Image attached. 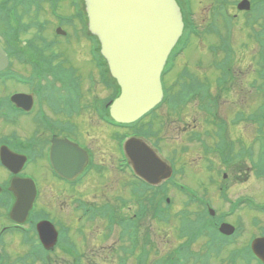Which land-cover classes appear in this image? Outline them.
<instances>
[{
	"label": "rangeland",
	"instance_id": "rangeland-1",
	"mask_svg": "<svg viewBox=\"0 0 264 264\" xmlns=\"http://www.w3.org/2000/svg\"><path fill=\"white\" fill-rule=\"evenodd\" d=\"M72 0H66L62 3L63 7H70ZM235 0H229V2H233ZM205 4L207 7L203 9L201 12V15L204 17H208V20H214L215 16L211 12V0H205ZM39 20H46L50 22V24L46 25V34L45 37L49 40H53V35H55V29L57 28V25L55 23H52L50 21V15L42 14L39 16ZM242 23L240 26H236L235 30H232L231 38H234V45H235V64L233 67V70H236L239 72V75L235 78L236 82L233 81L230 78V81L228 83V88H224L221 91H217L215 94L216 98L218 99L217 106L220 107L219 109H215L213 111L215 117L213 119H216L218 116L224 117L223 119H226L225 116L227 112L233 111L231 114V117L238 112V109L247 107L251 104L252 100L257 101V105L261 101V97L256 94L248 93L247 83V73L249 69L251 68V65L254 64L253 58H256V63L258 64V48L254 46V49L251 47L252 45L247 41L248 36L250 34V30L244 29L245 26V20H241ZM31 22V21H30ZM209 23V22H208ZM208 23L205 24V27L208 26ZM219 31L221 32L223 30L222 26L218 27ZM243 29V30H242ZM205 31H209L207 29H204ZM212 31V30H211ZM35 31L33 30L32 33ZM28 37V36H26ZM218 34L213 33L208 36H206L204 43H202L203 49L197 52L195 55L196 47H190L187 51V57L190 62L189 69H192L194 73L197 76L204 77L205 75H209V73H205V71L202 69L201 71L197 68H200L198 65L199 63H205V66L207 68L210 66V59L212 57L209 56V53H211L212 48L215 46V44L218 45L217 41ZM57 46L58 49H64L66 52L71 53L73 51V48L76 46V40L69 38V40L65 39H57ZM245 43L249 44V49L244 50ZM220 44V43H219ZM200 45V44H199ZM201 47V46H199ZM198 47V48H199ZM78 51L79 58L83 59L85 58V50L82 46H79L76 48ZM199 52L202 53V56L199 55ZM199 55V56H198ZM77 56V57H78ZM254 56V57H253ZM186 64L185 62L182 64V66ZM256 68V66H255ZM18 69L22 70L18 67ZM176 72L173 74V77L166 80V86L168 87V84L171 80L176 79ZM236 83V85H235ZM95 91L97 93L100 92V88L98 85L95 86ZM103 96H106V93L103 94ZM237 99L238 102L235 100ZM243 100H245V104H242ZM236 102L234 104V107L231 105V102ZM181 116H178V113H175V116L173 117H167L165 120V116H163L166 111L163 110L160 112L161 120H160V128L157 127L159 133H161L160 139H164L165 143H162V149L164 154H166L167 158H173L175 156V150L174 149V141L179 140L181 145H179V150L184 149V147L187 148V151H183L182 155L185 158L189 157V162L186 164L189 166L190 164V158L195 161L197 159L198 164H194V170L191 168L190 170H187L184 175L182 176V183L188 184V189L191 191L192 194L196 195L199 198V201L201 203H210L211 206L218 209L220 214H231L233 205L237 203L239 200H242L243 198H247V196H255V200L264 201V196L261 194L264 191V182L262 179L257 177V175L254 173L252 174V169H249L251 165L247 164L244 167L243 172L240 174H234L233 172L229 174L227 170L225 171L227 173V178L224 179L222 177V173L224 171H221V166L216 167V171H213L209 169V166L205 164V162L200 159L199 156H204L202 150V146H200V142H195L189 140L188 134L182 137L178 135V131H181V127L186 128L187 125L192 124L191 119L196 118L195 122L198 121L200 124L202 123V119L206 117V113L201 111L200 109H194V108H188L185 111H180ZM246 112V111H245ZM86 118H89V115H85ZM174 117H180L179 119H174ZM206 119V118H205ZM190 120V121H189ZM150 119L147 120L146 123H149ZM157 123V122H156ZM166 123V124H165ZM194 124V123H193ZM18 128V127H17ZM85 135L81 131L80 135L81 138L93 143L95 146L98 147L100 150L103 145L105 144L107 147H109L108 144L111 146V151L108 154L106 158L113 159L116 155L115 153V146L113 144L112 138L114 134L112 132H108L106 130H101L97 127H93L92 123L90 125L85 124L84 126ZM246 134V132L249 131L248 128H245L243 130ZM204 133V132H202ZM237 135L239 134L238 131H235ZM101 140V141H100ZM156 143V141H153ZM173 147V148H172ZM198 152V154H197ZM181 154V152H180ZM102 155V152L100 153ZM199 155V156H198ZM216 160V159H215ZM178 161H180V158L178 157ZM217 161V160H216ZM178 163V162H177ZM181 166H185L184 163H178ZM177 164V169H179V165ZM41 166L43 171V177L39 178V181L42 183V198L39 204H42L44 210L46 211H52L56 218L65 219L67 222L69 221V218H74L75 222L72 226L73 228H79L83 227L85 229L86 238H83L82 240L77 237L79 240L78 245L82 252H84L88 257H91L90 251L94 250V245L98 240L99 235H101V246H105V244H114L117 240L110 239V242H103V234L105 233V226L103 223H97V226L93 227L87 224L85 220H83L80 224L78 223V214L74 210V204H73V196H79L83 195V193L80 190H69L64 185L58 184L57 182H54L51 180L45 164L41 163L39 164ZM209 165V164H208ZM191 171V172H190ZM193 172V173H192ZM219 174V175H218ZM241 175L240 177H238ZM220 180L219 186H222L221 188V196L219 191L216 189L218 185L215 184L216 180ZM213 180V184L211 182ZM47 181V184H45ZM215 187H214V186ZM125 183L123 179H119L115 173H109L107 172L103 176H93L90 179H88L85 182L84 186V194L87 198H89L92 201L93 196L96 194L99 195L98 200L96 201L98 204H103L106 200L102 197V192L105 193V196L112 197V199L116 196H123L124 198H128L127 195L128 189L125 188ZM115 190V191H114ZM101 193V194H100ZM174 193L173 191L169 192V195L172 196ZM168 195V196H169ZM259 198H257V197ZM174 200L176 203V207L181 208L182 204L186 201V196L180 195L178 192H176ZM111 199V200H112ZM257 203H260V202ZM181 206V207H180ZM245 205L240 204V211L235 215L240 221V226L243 231L242 239L247 242L249 240V237H251L254 230L252 229L250 222L252 218L256 215V212H251L248 207H245ZM120 209L123 207L118 206ZM196 208V206H195ZM134 209V207H133ZM203 206H199L197 208V211H202ZM244 210V211H243ZM217 211V213H218ZM122 213V212H121ZM235 219V218H234ZM264 219V217L262 218ZM171 223V222H170ZM232 223V222H231ZM141 228V246L140 250L144 249L142 247H148L147 241L151 242L150 245H155L157 247L155 252L159 254V257L167 258L170 256V254H173L177 252L178 248L181 246L182 242L180 238L178 239V224L176 222L173 223V225L170 227H164L161 224L155 225L157 228H155L153 219L151 218V215L146 218L142 223ZM170 225V224H169ZM235 225V224H234ZM253 226V224H252ZM155 229L156 231L154 232ZM111 232V228L109 229V233ZM149 233L152 235L150 241ZM258 234V231L255 232ZM260 235V234H259ZM18 247L19 249L13 253V256L18 255L21 251L20 249V242ZM203 243L200 242L197 244L196 248H199ZM171 248V249H170ZM176 248V249H175ZM149 251L150 248L148 249ZM23 253H21L22 255ZM100 261L96 262L97 264H105V261H109L112 263L115 258L118 256L115 254H112L110 256H105V254L100 251ZM153 258L151 257L150 261H152ZM88 262L93 263L95 260L91 261L87 259ZM54 263L55 264H68L66 259H62L60 257L55 256L54 257Z\"/></svg>",
	"mask_w": 264,
	"mask_h": 264
},
{
	"label": "water",
	"instance_id": "water-1",
	"mask_svg": "<svg viewBox=\"0 0 264 264\" xmlns=\"http://www.w3.org/2000/svg\"><path fill=\"white\" fill-rule=\"evenodd\" d=\"M86 2L90 28L100 38L102 54L123 90L116 103L117 117L125 110L131 119L139 117L162 98L158 64L164 63L183 29L179 8L174 0ZM6 67L7 57L0 48V70ZM167 177L159 176L157 181ZM224 231L231 233L232 229ZM257 253L264 258V253Z\"/></svg>",
	"mask_w": 264,
	"mask_h": 264
},
{
	"label": "flooded vegetation",
	"instance_id": "flooded-vegetation-1",
	"mask_svg": "<svg viewBox=\"0 0 264 264\" xmlns=\"http://www.w3.org/2000/svg\"><path fill=\"white\" fill-rule=\"evenodd\" d=\"M27 56L29 57V59L36 58L35 55H31V54ZM11 62H13L12 59H11ZM44 66H47V61L45 62ZM41 67L42 66L40 65V69ZM15 69H16L15 63L13 62V71H15ZM41 72L46 73V69L41 70ZM35 84H37L35 89L31 87L30 90L18 91V93L36 94L38 92L37 90L42 91L43 87L41 85H38V80L35 81ZM15 93L16 92H13L12 90L6 89L4 87L0 88V150L3 146H7L11 151L15 153L27 156V159H28L27 162L29 163L27 164L30 167L26 170L25 172L26 175L24 174L25 169H23L22 172L18 176L20 177L30 176V178L31 177L34 178L36 180L35 182L38 184L40 189L42 188L43 185L39 181V178L43 177L44 175L42 171L43 168H41V166L39 165L40 162L45 164L47 172L52 181L57 182L58 184L64 185L66 188H68V185H66L63 181H61L62 179L61 177L58 176L61 179L53 177L52 174L48 170L47 165H48L49 159H48V152H47L48 151L47 134H46V138L41 136L39 140L36 139L34 141V144L31 143L30 141L31 139H29L31 138V135H28V133H20L21 135L18 134V136H21V137L18 140L15 139L17 135L16 134L17 125H18L19 132H23L24 131L23 126L29 124V123H24V120H29V121L32 120L31 117L29 118V116L25 115L26 113L24 111L17 109V107L9 101V98L11 97V95ZM41 98L44 99V104H47V96L44 95V96H41ZM81 103L83 105H86L88 103V100L85 99V97L81 98ZM71 106H72V103H69L68 105H62V107L60 108L61 110L60 114L68 112ZM46 109L47 108L45 107L43 109L42 108L40 109V112H43L45 116L39 113L41 115L38 118L39 122H47V121L49 122L50 120L52 124L57 125V127L61 130V134L59 135L56 134L55 136L58 137L59 139H66L67 137L70 138L72 141H73L72 137L77 139L79 142H81L82 145L77 140H74V141L78 142L81 146L84 145L83 147L88 152L89 162L91 163V165L101 170L99 176H103L107 172H109L110 174L114 172L115 175L120 180L123 179L125 185H128L129 188L133 191L131 194L134 193L136 195H139L140 198L143 199L144 182L133 178V173L130 171L129 162L126 157H124L125 159L122 160L120 155H118L119 151L115 150L116 155L113 159L106 158L111 151L110 144H108L109 147H107L104 144L103 147L99 150L98 147L95 146L93 143L81 138V135H80L81 131L85 135V131H84L85 124L90 125V123H92L93 127H96V125L98 124L100 126L99 129L104 130L101 127L105 125L101 122L97 123L94 112L93 113H82L76 117L66 118L65 121H59V118L62 116L47 117L48 113H46ZM85 115H89V118H86ZM59 123L68 126L67 128L65 127L64 128L67 131H70L72 137L62 131V128L59 125ZM44 133H46V128L44 130ZM39 143L41 145L38 147ZM101 152H102V155H100ZM252 153H253V150L250 149V156H251L250 161L254 160V154ZM120 154H121V150H120ZM122 167L125 169L124 172L121 171ZM239 167H240V163L235 162V164H233L232 172L238 173ZM92 172H94V170H92L91 173ZM15 178H16V175L9 172L5 167H3V165L1 164V160H0V205H5V203L7 205H10L13 203L14 195L13 193L10 192V183ZM77 181L78 179L75 180V182ZM45 184H47V181ZM131 198H135L137 200L138 202L137 208L139 210H142L141 199L138 198V196H133V197L131 196ZM124 211H125L124 215L127 217L129 214V209L124 208ZM46 212L54 215L52 211H46ZM137 216H138V213L135 214V217ZM52 218L54 219L53 216ZM58 219L61 220V218H58ZM69 222L70 223L66 225L67 232L69 233L68 240H71L72 242V251L76 254H79L81 250L78 245L79 240L77 239V237H79L78 229L73 228L72 225L75 222L72 220V218H69ZM18 241L20 242V246H21L20 249L22 252H20L16 256H13V253H15V251L19 249L18 247L19 243H17ZM23 243H24L23 239H21L20 237H16V235H5L3 238V249L5 250L6 253L10 254L11 259H15V258L21 257L23 255V254L21 255V253H24L27 250H29L30 246L29 245L26 246L25 244L23 245ZM64 252L66 255H64ZM58 257L62 259H66L68 264H74L75 260L72 261L71 263L69 262L70 257H73L72 255L69 254V250L63 249L62 253L59 254ZM93 260H95V255H93ZM75 263L76 264H90V262H85V261H78Z\"/></svg>",
	"mask_w": 264,
	"mask_h": 264
}]
</instances>
